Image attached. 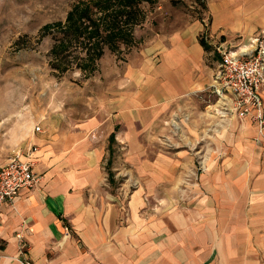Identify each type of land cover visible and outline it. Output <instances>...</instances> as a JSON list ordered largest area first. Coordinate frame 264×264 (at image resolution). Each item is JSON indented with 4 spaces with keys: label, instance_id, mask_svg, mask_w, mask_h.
Listing matches in <instances>:
<instances>
[{
    "label": "crops",
    "instance_id": "0c3cea01",
    "mask_svg": "<svg viewBox=\"0 0 264 264\" xmlns=\"http://www.w3.org/2000/svg\"><path fill=\"white\" fill-rule=\"evenodd\" d=\"M232 5L212 24L211 50L193 26L155 41L130 69L112 111L124 150L112 183L103 168L110 141H70L55 159L35 154L38 185L0 208V264H264V135L252 116L215 112L203 121L214 134L201 154L146 141L193 98L215 101L206 93L218 45L254 49L242 44L264 24V9L252 23ZM196 130L189 126L185 141H199Z\"/></svg>",
    "mask_w": 264,
    "mask_h": 264
},
{
    "label": "rangeland",
    "instance_id": "374dc122",
    "mask_svg": "<svg viewBox=\"0 0 264 264\" xmlns=\"http://www.w3.org/2000/svg\"><path fill=\"white\" fill-rule=\"evenodd\" d=\"M92 1L97 4L91 20L102 27L107 21L103 10L117 11L123 6L119 0H0V168L17 155L30 164L37 162L39 155L35 154L42 151L55 159L70 141H110L111 135L118 141L114 99L130 69L141 62L151 44L198 25L203 27L200 38L210 42L212 24L221 18L226 10L222 6L227 4L249 14L251 22L255 11L264 9V0H143L135 20L123 27L131 33V40L127 36L123 42L117 36L110 42L103 34L100 57L95 49L98 38L92 40V47L81 40L65 51L67 38H75L66 33L69 13L80 2ZM76 19L80 21L74 17L73 22ZM111 20L107 24L111 25ZM257 27L256 37H249L264 43V24ZM217 36L214 34V41L226 37ZM250 38L242 47L253 45ZM215 104L208 97L193 98L184 110L164 116L146 141H158L164 151L187 148L201 154L200 146L211 145L208 136H213L214 130L207 124L215 115ZM195 123L199 141H185L192 139L187 128ZM123 153L117 143H109L103 167L107 182H113V163Z\"/></svg>",
    "mask_w": 264,
    "mask_h": 264
},
{
    "label": "built area",
    "instance_id": "2783aa9c",
    "mask_svg": "<svg viewBox=\"0 0 264 264\" xmlns=\"http://www.w3.org/2000/svg\"><path fill=\"white\" fill-rule=\"evenodd\" d=\"M252 40L254 49L249 54H236L219 45L221 57L219 71L207 91L210 100L216 101V113L221 117L235 114L243 119L249 115L256 123L259 134L264 135V43ZM264 137V136H263ZM40 177L33 171V164L17 155L0 168V208L7 200H13L22 190H31Z\"/></svg>",
    "mask_w": 264,
    "mask_h": 264
},
{
    "label": "trees",
    "instance_id": "16d2710c",
    "mask_svg": "<svg viewBox=\"0 0 264 264\" xmlns=\"http://www.w3.org/2000/svg\"><path fill=\"white\" fill-rule=\"evenodd\" d=\"M109 0H104V2H108ZM143 0H119L120 5H123L120 7L117 11H108L107 8L104 9V20L107 19L110 20L112 18V24H107V21H104L103 27L101 24H98L96 21L91 20V15L94 12L93 8L95 7L96 2H80L79 4L75 5L72 9V11L68 15L69 23L67 24L66 31L69 35H75V38L68 39L65 41L67 44L66 50H69L70 46H73L75 42H80L81 40L86 43L88 41L89 45L92 47L94 46L91 42L95 38H98V45L95 46L96 49V56L100 57L101 53L99 51V46L101 45V38L103 34H106L107 38H110V42H114L111 39H116L117 36L121 37L117 40L127 42L126 38L127 36L130 37L129 40L132 39V35L129 31L126 29H123L125 24H129L130 22L135 20L136 13H137V6L139 5V2ZM145 1H151V0H145ZM97 4V3H96ZM108 11V12H106ZM74 17H79L80 21L78 22L77 19L75 22H73ZM86 20H90V25L86 24ZM78 22V23H77ZM107 24V25H106ZM126 33V37H125ZM201 44L205 48L206 51L211 50V47L207 45L206 41L204 39H200ZM90 50V49H89ZM115 137L114 135H111L110 137V143H114Z\"/></svg>",
    "mask_w": 264,
    "mask_h": 264
}]
</instances>
